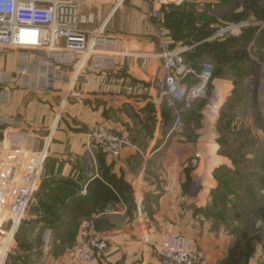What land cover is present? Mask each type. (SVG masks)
<instances>
[{
	"label": "crops",
	"instance_id": "0c3cea01",
	"mask_svg": "<svg viewBox=\"0 0 264 264\" xmlns=\"http://www.w3.org/2000/svg\"><path fill=\"white\" fill-rule=\"evenodd\" d=\"M82 1L95 22L81 27L90 31L104 25L114 63L102 72L85 69L73 85L76 96L58 115L56 105L67 81L47 93L12 91L4 113L21 121L23 153L3 172L18 174L29 158L40 153L45 158L39 184L4 255L12 226L9 219L2 220L8 200L0 197V264H77L71 255L82 218L94 219L108 242L105 252L86 264H161L156 247L170 232L193 239L208 264H223L230 253L234 264H264V174L245 180L248 192L240 184V191L227 192L241 147L230 154L222 150L209 124L214 107L204 105L194 114L198 123L193 119L177 129L166 96L151 83L164 72L157 53L183 44L184 37L164 25V12L168 15L172 7L195 11L213 1ZM12 59L7 54L8 69ZM213 83L225 97L232 89L230 77ZM96 124L128 140L118 157L89 139ZM256 130L257 135L264 131V120ZM7 132L0 127V144ZM254 146L243 158L250 156L258 164V144ZM219 168L225 189L214 176Z\"/></svg>",
	"mask_w": 264,
	"mask_h": 264
},
{
	"label": "built area",
	"instance_id": "2783aa9c",
	"mask_svg": "<svg viewBox=\"0 0 264 264\" xmlns=\"http://www.w3.org/2000/svg\"><path fill=\"white\" fill-rule=\"evenodd\" d=\"M153 16L161 19L160 13ZM95 15L84 10L82 0H0V127L8 128L6 140L0 144V196L8 200L2 220L11 221L3 255L12 239L13 229L22 221L30 200L42 176L44 153L38 154L19 170L4 173L3 167L14 162L23 153L24 134L19 130L21 121L4 113L9 106L11 93L27 89L47 93L59 82H68L60 97V109L72 96L73 85L81 73L102 72L114 63L113 49L103 36L104 25L92 30ZM255 20L231 22L219 26L208 39L238 36ZM202 41V40H201ZM180 45L157 53L164 68L163 75L152 80V86L174 101L192 100L205 96L206 83L214 71L212 63L205 61L194 67L184 53L197 45ZM13 54V67L8 69L7 54ZM217 107V106H216ZM11 128L15 129L12 130ZM89 139L105 154L118 157L128 140L114 130L94 125L88 132ZM78 244L71 259L86 264L103 254L107 237L96 230L92 218H82L79 223ZM161 264H208L197 243L181 233H167L156 247Z\"/></svg>",
	"mask_w": 264,
	"mask_h": 264
},
{
	"label": "rangeland",
	"instance_id": "374dc122",
	"mask_svg": "<svg viewBox=\"0 0 264 264\" xmlns=\"http://www.w3.org/2000/svg\"><path fill=\"white\" fill-rule=\"evenodd\" d=\"M212 1L211 5L194 8L195 29L193 32L197 33L203 23L208 21V26L205 25V28H201L208 35L202 38V41H199L206 42L198 45L201 47V51L192 63L194 67H197L200 63L208 61L214 66L213 75L205 86V96L201 97L194 107L190 109L191 102L196 99L187 104L185 101H174L165 93L164 95L167 99L168 110L172 114V124L174 123V127L180 130L187 126V122H192L193 119L197 123L199 122V118L195 119L194 114L197 110L204 109L202 108L204 105L210 104V107H214L210 112L211 119L209 120V124L216 129L217 136H219V140L223 144L222 150L230 154L233 149L241 147V150L237 151L236 155L234 154L235 160L233 161L235 167L231 174L233 179L229 184L227 192L240 191L242 188L239 184L244 185L243 190L247 191L250 189V184H247L245 180L249 182L254 176L264 174V131L260 130V133L256 134V129L258 126H263L264 120V117H262L263 119L260 117V111L264 112V46L263 49L259 50L261 43L264 41L261 39L262 37L264 38V0ZM180 15L182 14L178 13L176 18L182 17L181 22H185L188 17L187 14ZM251 20H255L257 24H250L238 36L228 35L219 39H208L219 26L231 22ZM182 27L184 28L181 31L186 32L188 30L190 32V26L189 29H186L185 25ZM252 27H256L255 39L246 45H241V43L238 46L235 45V47L226 53L220 52L219 59L213 56L207 50L208 48H206L207 45L205 44L211 45L210 47H219V44L228 43L230 38L246 34L247 30ZM258 32L261 34L260 37ZM231 58H234V61H230ZM217 60L221 61L220 64L217 63ZM221 77H230L232 80V89L226 97V92L215 91L214 89L213 82L215 78ZM73 91L72 93H75ZM222 99L224 100L222 101ZM220 102L222 103L220 104ZM65 107L66 103L62 106L61 112H64ZM59 109L60 101L57 102L55 113ZM256 114L258 117L254 116ZM256 144H258L257 147L259 148L258 164L251 162L250 156L243 158V155L249 154L252 147L254 148ZM243 199L238 197L237 200L245 206Z\"/></svg>",
	"mask_w": 264,
	"mask_h": 264
},
{
	"label": "trees",
	"instance_id": "16d2710c",
	"mask_svg": "<svg viewBox=\"0 0 264 264\" xmlns=\"http://www.w3.org/2000/svg\"><path fill=\"white\" fill-rule=\"evenodd\" d=\"M175 9L176 8L172 7V9H170V12H169L168 15L164 12V25L166 27H168L169 29H171L174 33H176L177 36H180L181 38L184 37L183 38V41H182L183 42V45H190V44L199 42L202 38L207 37L208 33L207 32H204L203 30H201V28H203V27L205 28L206 26H208V21H205V23H203V25L201 26V28L198 29V32L195 33V32H193L194 29H195V21H194L195 12L192 11V10H189V9H188V11H186L185 9H182V10H179L178 9L176 11ZM173 12H175V13L172 14ZM178 13H181L182 14L180 16H183V15H186L187 14L188 17L185 20V22H181L182 17L176 18V15ZM205 19H207V17H205ZM181 24L185 25V28L186 29H189V26H190V32L187 30L189 32V37L188 38H186V35H185L186 33L184 31H181L184 28V27H182L183 25H181ZM191 28H193V29H191ZM255 32H256V27H252V28H249L247 30L246 34H243V35H241L239 37L230 38V41L228 43L219 44L220 45L219 47H213V46L210 47L211 45L209 46V44H205V45H207L206 46V48H208L207 50H209V52H211L213 56H215L216 58L218 57V59H219L220 52L226 53L231 48L235 47V45L238 46L240 43H241V45H246L251 40L255 39L256 38L255 37ZM259 33L260 32H258V34ZM260 35L261 34H259V37H260ZM261 39L264 40L263 37ZM205 42L206 41L199 42L197 45L193 46L191 48V51L188 52L189 55H187V58L186 59L191 60L193 62V60L196 59L195 57L197 55H199V53L201 51V47L198 46V45H202ZM220 42H222V41H220ZM263 46H264V41L261 43V46H260L259 50L260 49H263ZM243 47H245V46H243ZM214 54H216V55H214ZM230 61H234V58H231ZM220 62H221L220 60H217V63L218 64H220ZM219 142H221V141L219 140ZM220 169L221 168H219V169L216 170L214 176L219 181L220 186L222 188L224 187V189H225L226 183L224 181H222V179H224V178H222L224 172L221 171ZM221 172H222V174H221ZM230 260H231V253H230V255H228L227 260L223 264H234V261L233 260L230 261Z\"/></svg>",
	"mask_w": 264,
	"mask_h": 264
}]
</instances>
